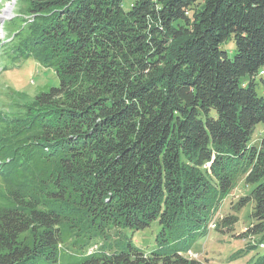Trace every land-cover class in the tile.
<instances>
[{
  "label": "trees",
  "instance_id": "obj_1",
  "mask_svg": "<svg viewBox=\"0 0 264 264\" xmlns=\"http://www.w3.org/2000/svg\"><path fill=\"white\" fill-rule=\"evenodd\" d=\"M26 1L60 85L0 146V174L9 153L28 167L1 175L0 264H204L181 252L241 173L244 233L264 232V0ZM157 220L170 252L88 250Z\"/></svg>",
  "mask_w": 264,
  "mask_h": 264
},
{
  "label": "rangeland",
  "instance_id": "obj_2",
  "mask_svg": "<svg viewBox=\"0 0 264 264\" xmlns=\"http://www.w3.org/2000/svg\"><path fill=\"white\" fill-rule=\"evenodd\" d=\"M131 1L133 0L125 1L127 8L130 7ZM9 8L11 11L4 15ZM37 21V15L30 11L28 1L0 0V146L10 140L13 126L11 122L26 116L27 108L33 105L35 97L60 85L56 69L50 65V53L32 49L30 28ZM223 48L231 57L236 53L233 40L224 44ZM262 78L264 75L256 76L259 95L264 93ZM242 80L247 83L250 77L244 76ZM263 135L264 126L258 124L252 144L259 146ZM14 157V154L9 153L3 158L6 163L3 164L5 171L0 174V195L8 190L5 187L12 181H2L1 175L9 176L16 172L18 167L28 169L26 162L17 166L15 160H12ZM245 176V173H241L230 192L218 198L219 204L213 208L207 227L193 235L191 246L183 249L181 254L196 258L204 264H255L264 256V247L261 246V243L264 244V232L255 236L244 233L254 221L251 216L253 205L249 203L241 207L240 200L250 195L255 187L246 182ZM16 187L22 188L17 185ZM228 216H235L238 221L234 225H225L223 220ZM161 231L162 224L158 220L142 230H123V236L119 235L120 237L112 230L108 241L96 239L88 250L94 252L105 245L108 250L116 251V243L131 242L146 254L158 250L170 252L174 245L159 241L162 239Z\"/></svg>",
  "mask_w": 264,
  "mask_h": 264
},
{
  "label": "bare ground",
  "instance_id": "obj_3",
  "mask_svg": "<svg viewBox=\"0 0 264 264\" xmlns=\"http://www.w3.org/2000/svg\"><path fill=\"white\" fill-rule=\"evenodd\" d=\"M10 11H11V9L9 8V9L6 10L3 14L6 15V14H8ZM262 247H264V245H263Z\"/></svg>",
  "mask_w": 264,
  "mask_h": 264
},
{
  "label": "built area",
  "instance_id": "obj_4",
  "mask_svg": "<svg viewBox=\"0 0 264 264\" xmlns=\"http://www.w3.org/2000/svg\"><path fill=\"white\" fill-rule=\"evenodd\" d=\"M262 246L264 245V244H261Z\"/></svg>",
  "mask_w": 264,
  "mask_h": 264
}]
</instances>
